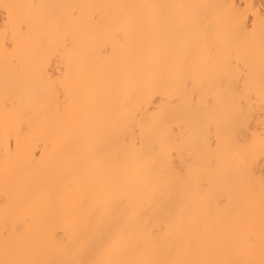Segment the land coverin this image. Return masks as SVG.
Returning <instances> with one entry per match:
<instances>
[{
	"label": "bare ground",
	"instance_id": "1",
	"mask_svg": "<svg viewBox=\"0 0 264 264\" xmlns=\"http://www.w3.org/2000/svg\"><path fill=\"white\" fill-rule=\"evenodd\" d=\"M263 70L264 0H0V262L260 264Z\"/></svg>",
	"mask_w": 264,
	"mask_h": 264
},
{
	"label": "rangeland",
	"instance_id": "2",
	"mask_svg": "<svg viewBox=\"0 0 264 264\" xmlns=\"http://www.w3.org/2000/svg\"><path fill=\"white\" fill-rule=\"evenodd\" d=\"M253 67H255V66H253ZM263 71H261V72H263ZM263 75H264V73H263ZM256 108L257 107L254 108L256 111L254 109H252L253 111L251 112V115H253V116L250 115V118L253 117L252 120L255 121V122H253L252 126L250 127L248 125L250 119L249 120L243 119L245 121V123H242V122H241V124L239 123L241 126H239L238 129L233 132V133H235L236 137L240 141H243L246 144L248 143V145L252 149V151H250L248 154V158L246 159L247 164H245V168L241 171V173H239V171H238V175H240L242 177V179L247 183L248 189H249V185H252L251 182L258 181V179H259L258 178V175H259L258 165H259L260 160L264 156V150H262L261 148H258V146L256 147V145H257L256 140H257L258 134H259V132L264 131L263 130L264 129V123H263L264 118L259 117L258 116L259 114L258 115L256 114V113H258V110H259ZM246 111H248V109ZM246 114H247L246 115L247 117L244 115L243 118L249 117V111ZM261 119H262V124L259 123V121L261 122ZM260 128H261V130H260ZM248 145H247V147H249ZM262 211L264 212V207L262 208Z\"/></svg>",
	"mask_w": 264,
	"mask_h": 264
},
{
	"label": "snow or ice",
	"instance_id": "3",
	"mask_svg": "<svg viewBox=\"0 0 264 264\" xmlns=\"http://www.w3.org/2000/svg\"><path fill=\"white\" fill-rule=\"evenodd\" d=\"M0 264H7V262H0ZM260 264H264V260H261Z\"/></svg>",
	"mask_w": 264,
	"mask_h": 264
}]
</instances>
